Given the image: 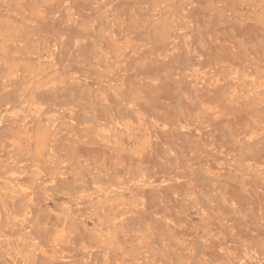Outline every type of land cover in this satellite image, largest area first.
Wrapping results in <instances>:
<instances>
[{
  "label": "rangeland",
  "instance_id": "1",
  "mask_svg": "<svg viewBox=\"0 0 264 264\" xmlns=\"http://www.w3.org/2000/svg\"><path fill=\"white\" fill-rule=\"evenodd\" d=\"M0 264H264V0H0Z\"/></svg>",
  "mask_w": 264,
  "mask_h": 264
}]
</instances>
